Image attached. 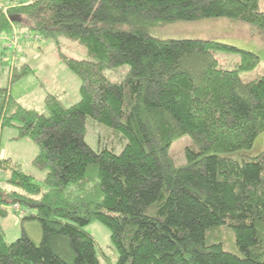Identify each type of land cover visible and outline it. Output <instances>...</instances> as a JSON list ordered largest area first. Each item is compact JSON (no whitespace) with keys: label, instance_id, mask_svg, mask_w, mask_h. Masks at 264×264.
Listing matches in <instances>:
<instances>
[{"label":"trees","instance_id":"obj_1","mask_svg":"<svg viewBox=\"0 0 264 264\" xmlns=\"http://www.w3.org/2000/svg\"><path fill=\"white\" fill-rule=\"evenodd\" d=\"M26 1L0 15V37L15 25L60 48L63 39L78 43L88 59L59 51L80 79L81 99L68 107L48 94L42 113L13 97L33 69L22 62L8 76L0 42V80L9 77L0 84V124L37 145L33 166L46 173L38 183L12 162L5 183L14 191L0 189V220L6 206L21 204L30 211L21 225L37 223L42 239L24 230L9 243L0 224V264H102L86 231L94 221L111 231L115 264H264V152L245 153L264 133V76L241 79L261 60L218 41L153 32L207 19L264 31L260 0ZM221 54L239 60L228 69ZM126 66L120 82L111 80ZM88 119L109 130L113 148L87 143ZM187 137L193 145L178 166L170 149ZM220 229L233 248L210 240Z\"/></svg>","mask_w":264,"mask_h":264},{"label":"rangeland","instance_id":"obj_2","mask_svg":"<svg viewBox=\"0 0 264 264\" xmlns=\"http://www.w3.org/2000/svg\"><path fill=\"white\" fill-rule=\"evenodd\" d=\"M22 3L27 4V1L0 0V15L2 14L8 18L9 10L15 8V6H21ZM260 7L262 12H264V0H260ZM11 29L10 34L0 37V42L8 44L7 60L13 56L11 41L16 37V34H18V37L25 36L23 34H29L23 29H18L15 25ZM153 32L155 37L163 40L218 41L244 51L255 53L261 60L259 66L252 71L241 73V79L243 83H250L264 76V31L259 30L253 25L229 19H207L198 22H177L163 25ZM29 37L31 38L21 39L19 45L13 46V48L18 47L17 51L14 52L17 61L8 65L10 68V70L8 69V76L13 75L16 67L22 62L28 63L33 69V73L30 76L13 85L11 89L13 97L25 107L42 113L46 112L45 98L48 94L62 95V92L66 91L62 95L65 105L71 107L77 104L81 99L80 79L65 67L60 60L59 51L74 59L86 60L88 59L86 49L78 43L64 39L61 40L62 45L60 48V46L58 47L51 40H42L40 35H30ZM218 57L220 63L226 65L228 69L233 62L239 60L238 55L221 54ZM128 69L129 67L127 66L121 68V71L119 70L111 80L120 82L119 79L125 75L123 72ZM8 78L6 79V76L1 78V86L7 85ZM86 132L87 143L95 151L103 147H109L110 145L112 148L114 147L109 130L94 120H87ZM17 133L15 128L4 129L0 124V169L2 170V173H0V189L3 188L9 192L14 191V189L9 185L7 186L5 182L11 176L12 162L21 165L23 170L33 176L38 183H41L46 176L45 172H41L33 166V160L39 152L37 145L30 139H19ZM192 145L193 142L188 137L172 145L170 154L178 166L186 164L185 150ZM263 152L264 133L257 138L253 148L245 153L257 156ZM16 205L6 206L8 216L0 220L7 242L12 243L16 241L25 230L29 237L39 244L42 239L40 226L37 223L29 222L22 226V217L28 215L30 211L24 209L25 207L21 204H19V207H15ZM86 231L97 242V250L101 263L115 264L118 260V255L112 245L111 231L98 221H94L87 226ZM210 236V240H223V242L226 240V247L233 248L234 242L229 230L220 229V231L214 232Z\"/></svg>","mask_w":264,"mask_h":264},{"label":"built area","instance_id":"obj_3","mask_svg":"<svg viewBox=\"0 0 264 264\" xmlns=\"http://www.w3.org/2000/svg\"><path fill=\"white\" fill-rule=\"evenodd\" d=\"M30 39L31 37H29V35H25V36H23L22 38L21 37H18V34H16V37L11 41L12 42V46H11V48L13 49V56L10 58V59H8L7 61H8V63L9 64H13L14 63V61H15V63H16V61H17V57H16V55L14 54V52L15 51H17L16 49H18V47H16V48H13V46H17V45H19V42H21V39ZM20 40V41H19ZM10 42V43H11ZM12 53V52H11ZM15 66V65H14ZM0 173H2V170L0 169ZM15 207H19V204H17Z\"/></svg>","mask_w":264,"mask_h":264},{"label":"crops","instance_id":"obj_4","mask_svg":"<svg viewBox=\"0 0 264 264\" xmlns=\"http://www.w3.org/2000/svg\"><path fill=\"white\" fill-rule=\"evenodd\" d=\"M66 93V91H63L62 92V95H64ZM56 95H58V94H56ZM62 95H59L60 97H61V99H62ZM63 100V99H62Z\"/></svg>","mask_w":264,"mask_h":264}]
</instances>
